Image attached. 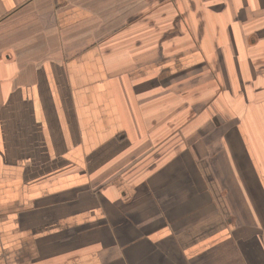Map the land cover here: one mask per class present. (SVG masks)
Masks as SVG:
<instances>
[{
    "label": "crops",
    "instance_id": "obj_1",
    "mask_svg": "<svg viewBox=\"0 0 264 264\" xmlns=\"http://www.w3.org/2000/svg\"><path fill=\"white\" fill-rule=\"evenodd\" d=\"M0 264H264V0H0Z\"/></svg>",
    "mask_w": 264,
    "mask_h": 264
}]
</instances>
